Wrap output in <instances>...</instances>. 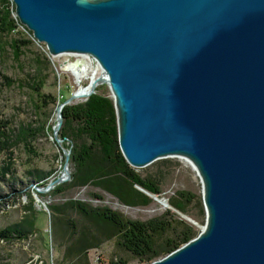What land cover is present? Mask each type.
<instances>
[{
    "label": "water",
    "instance_id": "water-1",
    "mask_svg": "<svg viewBox=\"0 0 264 264\" xmlns=\"http://www.w3.org/2000/svg\"><path fill=\"white\" fill-rule=\"evenodd\" d=\"M10 1L51 57L81 56L64 69L99 68L81 97L108 86L130 167L183 158L199 177L200 232L144 264H264V0ZM68 157L33 189L69 179Z\"/></svg>",
    "mask_w": 264,
    "mask_h": 264
},
{
    "label": "trees",
    "instance_id": "trees-1",
    "mask_svg": "<svg viewBox=\"0 0 264 264\" xmlns=\"http://www.w3.org/2000/svg\"><path fill=\"white\" fill-rule=\"evenodd\" d=\"M0 2L4 4L0 7V34L11 33L19 23L10 16L8 0ZM28 44L29 41L21 39L14 41V54L20 56L22 47ZM40 62L44 63L45 70L42 78L37 70V74H27V79L16 85L30 88L37 98L35 108L37 111L42 110L41 115L29 120L7 119L4 114L0 117V181L6 182L5 185L11 190L8 194L0 192V205L9 195L19 193L17 186L22 185V179L17 175L16 163L12 159L13 151L21 148L27 157L38 156L33 142L44 133L50 132L53 137L49 116L53 107L61 100L59 96L43 91L46 79L53 71L47 56H43ZM15 83L13 78L0 70V90L4 87L8 89ZM61 113L62 123L58 137L66 138L69 142L67 145L71 146L68 158L69 166L73 168L70 173L71 187L95 185L130 206H145L151 201L137 186L154 194L160 193L158 182L140 177L123 158L117 142L113 101L107 95L93 94L83 102L65 105ZM3 157H8L5 163L2 161ZM62 162L64 163V154ZM41 173L40 170H29L23 177L34 178L37 186L44 187L49 173ZM61 191V187L55 189V192ZM179 195L186 203L193 198L187 191H181ZM33 203L32 197H29L28 206L24 207L20 220L0 228V242H20L30 235L41 234L36 226L37 215ZM171 204L184 212L182 205L176 201H171ZM49 210L54 237H64L67 242L64 256L71 260L70 264H90L88 251L109 240H114L120 249L130 253L140 263H149L197 235L185 221L172 217L168 219V211L162 217L140 221L127 218L109 207H91L79 200L52 205ZM69 212L75 213L78 218L70 217ZM109 262L127 264L129 260L118 258Z\"/></svg>",
    "mask_w": 264,
    "mask_h": 264
},
{
    "label": "rangeland",
    "instance_id": "rangeland-1",
    "mask_svg": "<svg viewBox=\"0 0 264 264\" xmlns=\"http://www.w3.org/2000/svg\"><path fill=\"white\" fill-rule=\"evenodd\" d=\"M6 3V2H5ZM4 6L0 2V7ZM7 8L10 11V16L15 18L14 6L10 0L7 2ZM17 39L29 41L27 46L22 47L20 56L14 54L13 42ZM43 56H47L51 63L53 74H50L47 79L43 91L54 96H59L61 102L69 97L72 93L77 92L87 87L90 82L91 72H83L79 79L74 73L71 66H66L65 63H71L76 59H80L79 55H60L51 57L44 43L37 42L29 30L23 25L18 24L17 28L11 33L0 34V70L13 78L16 83L10 88L5 87L0 90V117L7 119H36L41 115L42 110L37 111L35 106L37 98L25 86L16 85L20 81L27 79V74H37V70L42 76L45 73ZM81 62H92L86 57ZM81 67V66H80ZM92 65V69H93ZM100 73L99 68L95 66V77ZM62 93L63 95H60ZM104 94L111 100L110 91L105 84L99 85L91 94ZM90 95V96H91ZM79 97L66 105H72L78 102H83L87 99ZM58 101L57 105L61 103ZM55 107L49 116L50 128L56 124ZM61 127V126H60ZM60 130V128H59ZM59 132V131H58ZM58 142L55 141L51 133L40 135L33 145L38 152V156L27 157L25 152L18 148L13 151L12 159L15 161L17 175L22 179V185L17 186L19 193L9 195L4 199V203L0 205V228L9 224L18 222L24 214V207L28 206L29 197L33 199V208L37 215L36 226L41 230V234L30 235L24 241H13L10 243L0 242V264H70L71 260L64 256L66 240L65 238H55L54 232L50 226V210L49 206L61 204L68 200H79L91 207H109L120 212L125 217L147 221L153 218L162 217L168 211L170 217L181 219L189 224L198 234L204 225L205 213L201 198V182L192 166L183 158L169 157L159 159L143 168H133L140 177L148 179L160 184V193H151L139 186L137 188L151 201L145 206H130L121 203L116 197L106 192L102 188L88 184L81 187L70 186V176L65 182L54 185L52 189L44 193H38L33 189L35 179L23 177L27 175L29 170H40L42 173H49L45 186L55 178L62 175V157L64 152H70V145L66 138L60 139L57 134ZM69 158V157H68ZM7 158H2L5 163ZM69 174L73 170L67 162ZM40 174V175H41ZM6 182L0 181V192L4 194L10 193V189ZM57 187H61V192H55ZM21 191V192H20ZM187 191L193 198L186 203L180 197L179 192ZM171 201H176L182 205L184 212L173 207ZM203 209V210H202ZM203 211V212H202ZM72 218H78L75 213L69 212ZM164 255L159 256V258ZM90 264H110L109 260L116 261L118 258H127V264H144L133 258L132 255L120 249L114 240H109L101 243L97 248H93L87 253ZM158 259V258H157ZM103 261V262H101Z\"/></svg>",
    "mask_w": 264,
    "mask_h": 264
},
{
    "label": "bare ground",
    "instance_id": "bare-ground-1",
    "mask_svg": "<svg viewBox=\"0 0 264 264\" xmlns=\"http://www.w3.org/2000/svg\"><path fill=\"white\" fill-rule=\"evenodd\" d=\"M92 62V61H91ZM92 65H93V69H92ZM92 65H90V63H87V62H84L82 65H81V63H80V65L79 66H81L82 68H81V70H78V71H76L77 70V67L76 68H74V67H72L71 66V68H73V73L80 79L81 77H82V74H83V72H86V71H90L92 74H91V76H90V80H92V79H94V77H95V65L93 64V62H92ZM84 75V74H83ZM87 91V87L86 88H84V89H81V90H79V91H77L76 93L79 95V96H81L84 92H86Z\"/></svg>",
    "mask_w": 264,
    "mask_h": 264
}]
</instances>
